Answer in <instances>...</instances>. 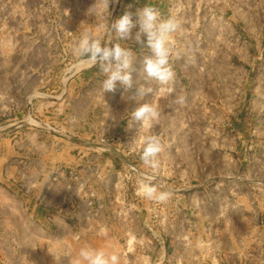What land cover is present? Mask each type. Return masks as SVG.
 Wrapping results in <instances>:
<instances>
[{"label": "rangeland", "instance_id": "1", "mask_svg": "<svg viewBox=\"0 0 264 264\" xmlns=\"http://www.w3.org/2000/svg\"><path fill=\"white\" fill-rule=\"evenodd\" d=\"M94 3L0 0V264H75L85 245L121 264H264V0H109V23L150 3L181 26L172 82L129 42L133 86L103 95L71 55ZM142 103L161 110L144 131L163 203L136 193Z\"/></svg>", "mask_w": 264, "mask_h": 264}, {"label": "clouds", "instance_id": "2", "mask_svg": "<svg viewBox=\"0 0 264 264\" xmlns=\"http://www.w3.org/2000/svg\"><path fill=\"white\" fill-rule=\"evenodd\" d=\"M87 11L95 15L97 23L79 32L71 46V55L77 66L98 67L102 77L99 81L101 95L114 90L117 83L125 89L133 86L132 71L136 51L129 46V42L147 50V54L142 56L140 69L147 79L159 85H168L174 80L171 61L178 56L174 34L181 26L175 14L165 16L159 8L145 3L136 10L135 19L133 13L126 11L109 23V0H95ZM100 18H103V22H99ZM151 91L141 86L137 94L142 96ZM176 102L182 103V98L178 97ZM160 115L159 107L150 103L139 104L131 111V119L140 125V135L134 141V146L139 149L143 165L151 170L138 178L136 193L144 199L163 203L170 198L171 193L152 183L160 168L159 154L163 151V145L157 135L144 131L157 124ZM97 235L106 236V228L101 227ZM121 260L122 255L117 249L108 250L89 245L81 247L75 256V264H121Z\"/></svg>", "mask_w": 264, "mask_h": 264}]
</instances>
